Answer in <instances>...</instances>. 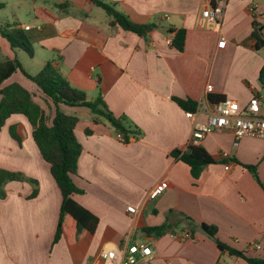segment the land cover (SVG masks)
<instances>
[{
    "label": "crops",
    "instance_id": "1",
    "mask_svg": "<svg viewBox=\"0 0 264 264\" xmlns=\"http://www.w3.org/2000/svg\"><path fill=\"white\" fill-rule=\"evenodd\" d=\"M24 1L32 2L34 21L11 26L37 30L33 43L45 50L44 65L51 62L88 100L101 97L139 134L123 142L121 132L105 118L95 123L88 107H61L80 118L76 135L82 151L73 179L83 193L74 198L99 222L94 232L85 229L74 236L67 230L55 241L61 191L27 118L11 115L0 132V167L23 172L36 183L5 184L6 194L0 197V264H93L104 249L136 241L148 242L154 250L153 258L140 264H249L222 251L201 223L216 225L221 242L264 259V140L246 137L235 146L231 130L209 133L200 145L216 161L198 179L188 164L173 156L175 150L187 149L193 125L178 99L210 103L212 96L245 106L254 95L264 97V45L256 48L253 37L258 29L264 40V0H228L219 27L210 26L202 15L213 0H102L147 26L145 34L112 25L93 0ZM251 5L259 16L249 10ZM52 8L49 17L46 10ZM179 30L185 37L182 51L173 44ZM222 38L226 44L218 47ZM0 45L8 58L17 57L1 32ZM6 82L21 83L45 108L39 100L43 94L21 72ZM206 117L201 113L197 119ZM13 125L20 141L10 133ZM223 150L230 154L228 159L218 158ZM159 182L166 183L165 192L150 199V189ZM129 205L135 213L127 211ZM166 222L172 231H145ZM181 232L194 238L181 241L173 236ZM252 241L261 247L248 249Z\"/></svg>",
    "mask_w": 264,
    "mask_h": 264
},
{
    "label": "trees",
    "instance_id": "2",
    "mask_svg": "<svg viewBox=\"0 0 264 264\" xmlns=\"http://www.w3.org/2000/svg\"><path fill=\"white\" fill-rule=\"evenodd\" d=\"M93 1L105 9L111 17L112 25H120L125 30L138 34L146 33L147 26L133 22L114 5L102 0ZM0 32L10 42L12 48L24 50L33 56V37L27 33V29L5 25L0 28ZM253 37L256 39V48H261L264 45V40L258 29L253 32ZM184 39L183 30H179L173 39L174 46L180 51L184 49ZM17 72H21L36 85L46 98L47 101H45L50 103L53 109L52 115L48 116L46 109L35 100L37 95L24 85L19 82H6ZM261 81L264 85V67L261 71ZM0 96V132L11 115H24L33 129V139L39 147L42 157L50 165L51 174L61 191L63 199L55 241H58L67 230L74 236L85 229L94 232L99 218L74 198L75 194L83 193V190L76 185L73 179L78 171V159L82 151V145L76 135V127L80 118L76 114L66 113L61 107H88L95 115V123L99 121V118H105L116 130L123 133L125 141H129L130 135L135 136L139 132L130 130L126 125L127 118L114 115L101 97L88 100L86 93L74 87L51 62L46 63L38 73L31 74L24 69L22 62L17 57L0 61ZM210 100L213 102L220 101V99H214L212 96ZM178 101L187 111L197 109L198 104L193 101L182 99H178ZM91 132L90 128L86 129V133L91 134ZM10 133L17 141L21 140L15 125L10 127ZM173 156L189 165L191 174L195 179L200 177L207 165L216 161L203 146L190 143L185 151L175 150ZM249 168L253 169L251 166ZM20 178L16 172L0 169V197L3 198L6 194L2 188L5 183L9 180H21ZM26 180L36 183V180L31 178ZM34 194H36V190ZM179 215L193 221L191 217L183 213H179ZM199 226L216 240L222 251L241 257L249 264H264V259L248 256L244 252L221 242L216 236L218 231L216 225L201 223ZM145 231L163 234L172 230L171 224L166 222L160 226L147 227Z\"/></svg>",
    "mask_w": 264,
    "mask_h": 264
},
{
    "label": "built area",
    "instance_id": "3",
    "mask_svg": "<svg viewBox=\"0 0 264 264\" xmlns=\"http://www.w3.org/2000/svg\"><path fill=\"white\" fill-rule=\"evenodd\" d=\"M228 0H213L211 6L203 10L202 15L210 26L219 27L225 7ZM249 10L253 15L259 16L256 5H251ZM168 18V15H165ZM29 25L25 29H30ZM172 41V39H171ZM226 40L221 39L218 47H224ZM264 97L254 95L245 106H241L238 101L225 98L217 102L208 103L206 99L200 101L195 111H187L186 115L192 120V134L190 144L200 145L201 141L209 134L215 131L229 129L234 136V145L238 146L239 142L246 137L259 138L264 140ZM205 113L206 120L199 121L198 114ZM119 140L125 142L122 133L118 134ZM230 154L227 151H220L219 159H228ZM226 169L230 168L227 163ZM166 190V183L159 182L154 185L149 193L150 199H156ZM127 211L135 213L136 208L129 205ZM173 236L181 241L193 239L194 235L190 232L173 233ZM260 244L252 241L248 249H258ZM154 256V250L150 243L145 241H136L129 243L125 248L104 249L99 258L93 264H140L143 261L151 260Z\"/></svg>",
    "mask_w": 264,
    "mask_h": 264
},
{
    "label": "rangeland",
    "instance_id": "4",
    "mask_svg": "<svg viewBox=\"0 0 264 264\" xmlns=\"http://www.w3.org/2000/svg\"><path fill=\"white\" fill-rule=\"evenodd\" d=\"M40 2L42 3L43 0H40L39 4ZM1 3L3 5L0 6V28H3L7 24H10L13 26L16 24V22L24 25L26 23H32L34 21L33 15H34L35 9L31 1L21 2V0H0V5ZM36 7L40 8L39 5H37ZM53 9H56V8L46 10L49 17L53 16L54 14ZM39 11L41 10L39 9ZM27 33L31 35L32 37H34L37 34V30L33 29L32 31H27ZM32 47L34 48L33 56H31L28 52L21 50V49L14 50L15 53L17 54V58L22 62L24 69L29 73L30 72L35 73L37 71H40L44 67L43 65L45 63L44 57H43L45 50L42 47H40L38 43H35V42L32 44ZM6 59H8L7 54L4 51L2 53L0 52V61L6 60ZM41 97H39V100H41V102L43 103L48 113V116L52 115L53 109L51 108L50 103L46 102L47 101L46 98H43L46 100L44 101ZM18 130L24 133L23 127H19ZM0 169H6L10 172L18 173L21 177L20 178L21 180L22 179L26 180L29 178L23 172L13 171L11 169L4 168V167H0ZM5 184L2 187L4 191H5Z\"/></svg>",
    "mask_w": 264,
    "mask_h": 264
}]
</instances>
